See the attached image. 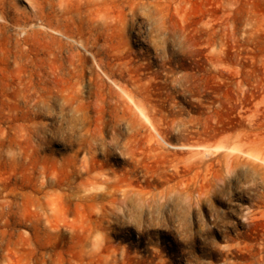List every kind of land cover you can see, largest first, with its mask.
<instances>
[{
	"label": "rangeland",
	"instance_id": "obj_1",
	"mask_svg": "<svg viewBox=\"0 0 264 264\" xmlns=\"http://www.w3.org/2000/svg\"><path fill=\"white\" fill-rule=\"evenodd\" d=\"M0 264H264V0H0Z\"/></svg>",
	"mask_w": 264,
	"mask_h": 264
}]
</instances>
